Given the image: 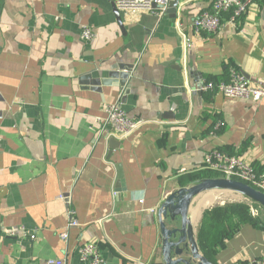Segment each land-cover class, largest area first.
I'll return each mask as SVG.
<instances>
[{"label": "crops", "instance_id": "crops-1", "mask_svg": "<svg viewBox=\"0 0 264 264\" xmlns=\"http://www.w3.org/2000/svg\"><path fill=\"white\" fill-rule=\"evenodd\" d=\"M212 2L181 0L175 16L119 10L121 25L114 0H0V264H82L87 242L103 264H165L159 208L200 180L191 175L208 169L210 152L264 172V98L195 90L200 79L228 81L232 67L264 87V0L236 24L225 14L218 33L194 32ZM121 94L146 123L113 147L95 122ZM212 193L189 209L203 255L201 203ZM219 243L213 263L247 262L264 254V228L219 224L207 247Z\"/></svg>", "mask_w": 264, "mask_h": 264}, {"label": "built area", "instance_id": "built-area-1", "mask_svg": "<svg viewBox=\"0 0 264 264\" xmlns=\"http://www.w3.org/2000/svg\"><path fill=\"white\" fill-rule=\"evenodd\" d=\"M173 0H114L119 10H145L163 16L167 13ZM255 0H213L212 7L197 15L192 22V29L196 33H218L224 26V15L229 14L230 20L236 24L253 4ZM181 2V1H180ZM83 39H92L94 31L84 26L81 32ZM186 46L191 47L192 39L183 34ZM197 91L220 93L230 99H245L259 102L264 98V87L253 85L247 76L238 68H230L228 81H213L200 79L196 85ZM146 120L130 115L122 106V94L118 100L107 109V115L101 121L95 122L98 131L108 137L123 138L140 128ZM206 168L219 172L222 177L243 181L264 193V172L257 171L242 156L227 154L220 150L210 152L205 158ZM65 197V195H60ZM68 226L79 224L76 212L69 209ZM36 235H31L35 238ZM61 238L67 242V231L61 233ZM79 257L82 264H103L99 246L95 242H87L79 248ZM47 264H69L64 259H48ZM235 264H264V254L253 257L247 262Z\"/></svg>", "mask_w": 264, "mask_h": 264}, {"label": "water", "instance_id": "water-1", "mask_svg": "<svg viewBox=\"0 0 264 264\" xmlns=\"http://www.w3.org/2000/svg\"><path fill=\"white\" fill-rule=\"evenodd\" d=\"M180 1L173 0L167 12L175 16ZM115 12L119 23L122 25V16L116 4ZM121 70H123L121 83L125 84L131 70L130 67H124ZM110 141L113 143V147L120 142L116 137H112ZM120 174L123 180L121 169ZM210 190L237 193L264 206V193L262 191L243 181L222 176L203 178L190 186L172 192L163 201L158 211L165 264H215L200 252L194 234L195 229L189 219V209L194 198L200 193Z\"/></svg>", "mask_w": 264, "mask_h": 264}, {"label": "trees", "instance_id": "trees-1", "mask_svg": "<svg viewBox=\"0 0 264 264\" xmlns=\"http://www.w3.org/2000/svg\"><path fill=\"white\" fill-rule=\"evenodd\" d=\"M222 176L219 172L206 169L205 171H201L198 173H193L191 175L192 180H197L201 178H209V177H220ZM225 210L224 207H216V210H207L205 212L203 225L201 229L199 230L198 234V241L201 245V248L203 249L204 255L211 261L213 256L216 253V248L218 246L222 245L219 243L214 249L208 248V242L210 243V235L212 234V231L215 230L217 225H224L228 223L229 221H235V226L244 225V224H251L257 227H263L264 224L259 222V220L254 217L249 209V206L245 203H238L233 204L231 206V213H224ZM206 222H208V228L206 229ZM206 229V230H204Z\"/></svg>", "mask_w": 264, "mask_h": 264}, {"label": "rangeland", "instance_id": "rangeland-1", "mask_svg": "<svg viewBox=\"0 0 264 264\" xmlns=\"http://www.w3.org/2000/svg\"><path fill=\"white\" fill-rule=\"evenodd\" d=\"M210 191H215L217 194L220 195L221 198H223L222 196H226V195H229L231 197H227L226 199H224L225 201L224 200H220L221 202L217 201L215 203H212V206H211V204L206 206L207 210H212V209L216 210V207L220 206V207H224L225 208V210L223 212L226 214V213H231L230 212L231 211V206L233 204L245 203V204H247L249 206L251 214L254 217H256L259 220V222L264 224V206L254 202L250 198H246V197H244V196H242L240 194H237V193L221 192L219 190H210ZM210 191H208V192H210Z\"/></svg>", "mask_w": 264, "mask_h": 264}, {"label": "bare ground", "instance_id": "bare-ground-1", "mask_svg": "<svg viewBox=\"0 0 264 264\" xmlns=\"http://www.w3.org/2000/svg\"><path fill=\"white\" fill-rule=\"evenodd\" d=\"M201 194V193H200ZM231 194V193H230ZM223 198H221L220 197V195L219 194H217V193H212V194H210V195H208V196H206L204 199H203V201H202V203H201V207H206V206H208V205H210L211 204V206H212V203H215V202H217V201H220V200H224V199H226L227 197H231V196H229V195H226V196H222ZM201 198V197H200ZM225 201V200H224ZM221 202V201H220Z\"/></svg>", "mask_w": 264, "mask_h": 264}]
</instances>
